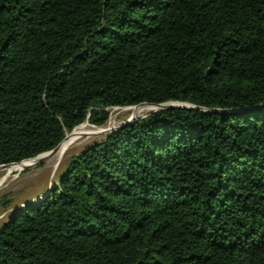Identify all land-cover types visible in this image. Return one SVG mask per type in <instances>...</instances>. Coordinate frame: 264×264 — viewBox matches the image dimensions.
Masks as SVG:
<instances>
[{"label": "trees", "instance_id": "obj_1", "mask_svg": "<svg viewBox=\"0 0 264 264\" xmlns=\"http://www.w3.org/2000/svg\"><path fill=\"white\" fill-rule=\"evenodd\" d=\"M166 103L196 109L68 159L0 264H264V0H0V166Z\"/></svg>", "mask_w": 264, "mask_h": 264}, {"label": "rangeland", "instance_id": "obj_2", "mask_svg": "<svg viewBox=\"0 0 264 264\" xmlns=\"http://www.w3.org/2000/svg\"><path fill=\"white\" fill-rule=\"evenodd\" d=\"M134 107L110 108L109 120L105 126L97 127L86 122L68 133L67 139L76 130L82 131L58 162L49 156L40 162L22 165L23 168L15 165L0 169V227L29 205L42 201L49 191L57 187L59 176L64 172L68 159L103 140L112 130L135 119L144 118L156 110L154 107H149L134 115L132 111Z\"/></svg>", "mask_w": 264, "mask_h": 264}, {"label": "water", "instance_id": "obj_3", "mask_svg": "<svg viewBox=\"0 0 264 264\" xmlns=\"http://www.w3.org/2000/svg\"><path fill=\"white\" fill-rule=\"evenodd\" d=\"M138 106H151V107H154V108H156V110L154 112L159 111V110L169 109V108H175V107H181V108H185V109H196V107H194V106H191V105H188V104H178V103H166V104H161V105L140 104ZM136 121H138V119H135L134 121L125 123L122 126H120L119 128H121V127H123L125 125H128V124H132V123H134ZM119 128H117V129H119ZM117 129H115V130H117ZM115 130H112L110 133L114 132ZM66 140H67V136L65 137L64 141L58 147H56L54 150H52L50 152H47V153H44V154H41V155H39V156H37V157H35V158L31 159V160H28V161H31V162H35V161L36 162H40V161L44 160L45 158H47L50 155H52L56 150H58L63 145V143ZM22 163H24V162H22ZM22 163H20V164H22ZM16 165H18V164H16ZM10 166H12V165H10ZM4 167H7V166H0V169H2Z\"/></svg>", "mask_w": 264, "mask_h": 264}, {"label": "bare ground", "instance_id": "obj_4", "mask_svg": "<svg viewBox=\"0 0 264 264\" xmlns=\"http://www.w3.org/2000/svg\"><path fill=\"white\" fill-rule=\"evenodd\" d=\"M151 106H138V107H134L132 108V111L134 113V115H138L143 109L145 108H149ZM133 115V114H132ZM136 117V116H135ZM81 128V127H80ZM82 131H78L76 130L64 143L63 145L58 149L56 150L52 155H50V157H52V160L54 161H59L61 160V158L65 155V153L69 150V148L71 147L72 145V142L75 141L78 137H79V134H81ZM67 155V154H66ZM64 159V158H63ZM30 164L31 161H27L25 163H22V164H19L21 167L20 168H23L24 166L22 165H25V164ZM57 164V163H56ZM61 164V163H60ZM59 166V165H58ZM18 168V167H17Z\"/></svg>", "mask_w": 264, "mask_h": 264}]
</instances>
